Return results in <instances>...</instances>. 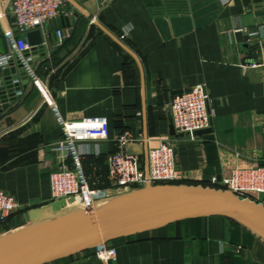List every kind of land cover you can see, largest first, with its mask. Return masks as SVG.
<instances>
[{
	"label": "crops",
	"instance_id": "0c3cea01",
	"mask_svg": "<svg viewBox=\"0 0 264 264\" xmlns=\"http://www.w3.org/2000/svg\"><path fill=\"white\" fill-rule=\"evenodd\" d=\"M64 2L59 18L71 21L61 19L59 30L71 34L45 47L44 56L32 55V68L63 119L108 120L100 155L85 161L89 174L103 168L106 176V157L124 131L142 140L131 151L146 172L148 149L170 140L183 185L217 189L210 184L214 177L238 166L264 167V77L251 67L264 48V0ZM14 28L11 0H0V53L8 52ZM4 81L2 74L0 88ZM200 84L209 96L212 127L191 141L172 134L167 104ZM18 93L0 109V190L20 211L0 223V237L29 225L33 212L42 211L44 219L68 208L46 209L49 176L60 165L51 152L62 138L55 115L30 81L20 83ZM254 200L263 203L264 197ZM112 246V261L90 250L52 264H264V242L222 218L173 224Z\"/></svg>",
	"mask_w": 264,
	"mask_h": 264
},
{
	"label": "built area",
	"instance_id": "2783aa9c",
	"mask_svg": "<svg viewBox=\"0 0 264 264\" xmlns=\"http://www.w3.org/2000/svg\"><path fill=\"white\" fill-rule=\"evenodd\" d=\"M64 4V0H11L15 28L7 34L8 52L0 53V78L5 69L21 68L27 81L39 90L44 102L52 109L60 127L62 138L51 147V152L58 156L60 162L59 168L49 176L51 199L88 197L94 206L97 202L143 189L147 185H183L185 174L178 166L175 147L170 140H160L148 149L146 174L140 156L131 151L142 140L132 132L124 131L116 138L117 150L106 157V188L90 187L85 161L100 155L98 143L108 140L109 122L105 118L63 119L48 88L36 76L31 56H26L30 47L25 35L46 27L64 15ZM67 35V31H56L58 45L64 42ZM125 37L121 36L122 39ZM251 67L260 69L264 77V48L260 51V62ZM16 82L22 83L21 80ZM167 111L175 134L185 135L191 141L196 139L197 133L207 132L212 127L209 96L202 84L171 97ZM210 184L240 199L256 202L255 196L264 197V167L238 166L228 176L212 178ZM259 204L264 206V200ZM19 211L20 204L15 198L0 190V223H5ZM95 255L108 262L116 258V250L106 244L95 249Z\"/></svg>",
	"mask_w": 264,
	"mask_h": 264
},
{
	"label": "water",
	"instance_id": "95a60500",
	"mask_svg": "<svg viewBox=\"0 0 264 264\" xmlns=\"http://www.w3.org/2000/svg\"><path fill=\"white\" fill-rule=\"evenodd\" d=\"M82 1L77 0V3ZM73 15L77 16V12ZM61 19L67 24L71 16L57 18L46 27L25 35L30 47L27 57L44 56L45 47L58 43L54 32L60 29ZM3 77L0 109H6L8 103L15 100L20 90L17 80L22 84L28 82L21 68L5 69ZM180 94L182 92L174 96ZM171 132L174 134L172 127ZM95 204L97 206L88 210L57 213L52 220L41 221L38 212L28 215L29 225L0 237V264H52L116 240L207 218L236 223L264 242V206L228 191L189 185H147Z\"/></svg>",
	"mask_w": 264,
	"mask_h": 264
},
{
	"label": "rangeland",
	"instance_id": "374dc122",
	"mask_svg": "<svg viewBox=\"0 0 264 264\" xmlns=\"http://www.w3.org/2000/svg\"><path fill=\"white\" fill-rule=\"evenodd\" d=\"M102 167V166H101ZM103 168L101 169V173H99V175L101 177H99V175L97 173L95 174H89L87 171V176H88V179H89V184H90V187L93 188V189H104L106 188L107 186V182L105 180V177L102 176V173H103ZM83 198L82 197H77V198H69V199H64V200H51V202L48 204L47 208L46 209H51L53 207L56 206V208H60L62 207L65 203L67 202H71V201H77V200H82ZM96 200V199H95ZM90 201V200H89ZM97 201V200H96ZM76 207V206H74ZM66 209H69V208H62V210H60L59 212L57 213H61L63 211H65ZM41 212V211H40ZM40 212H38L37 214H39ZM56 213V214H57ZM50 216V215H49ZM48 217V216H47ZM42 219V218H41ZM40 220V219H39ZM38 221V220H36Z\"/></svg>",
	"mask_w": 264,
	"mask_h": 264
},
{
	"label": "bare ground",
	"instance_id": "6f19581e",
	"mask_svg": "<svg viewBox=\"0 0 264 264\" xmlns=\"http://www.w3.org/2000/svg\"><path fill=\"white\" fill-rule=\"evenodd\" d=\"M120 196V195H119ZM90 198L85 197L82 200H75V201H71V202H67V206L68 208H70L69 210L62 212L61 214H66L70 211H77V210H88L91 208H94L95 206H97V204H95L94 206L92 205V201L90 200ZM102 202V201H100ZM76 206V207H74ZM37 217H44V213L41 211L39 214H37ZM56 216V215H55ZM55 216H50L47 218L42 219L43 221L45 220H52ZM39 219V218H38ZM37 220V219H36ZM41 220V221H42ZM39 222V221H38ZM13 233V232H12ZM251 233V232H250ZM254 235V234H253ZM255 236V235H254ZM257 237V236H256ZM258 238V237H257ZM259 239V238H258Z\"/></svg>",
	"mask_w": 264,
	"mask_h": 264
},
{
	"label": "trees",
	"instance_id": "16d2710c",
	"mask_svg": "<svg viewBox=\"0 0 264 264\" xmlns=\"http://www.w3.org/2000/svg\"><path fill=\"white\" fill-rule=\"evenodd\" d=\"M134 238H135V237H131V238H127V239L129 240V239H134ZM122 240H124V239H120V240L113 241V242L109 243V245H112V244H114V243L120 242V241H122Z\"/></svg>",
	"mask_w": 264,
	"mask_h": 264
}]
</instances>
